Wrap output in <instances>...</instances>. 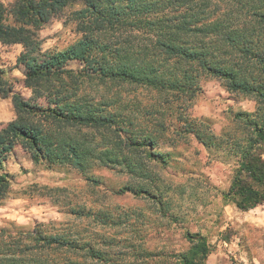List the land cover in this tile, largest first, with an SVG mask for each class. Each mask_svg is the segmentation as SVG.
<instances>
[{
  "label": "trees",
  "instance_id": "trees-1",
  "mask_svg": "<svg viewBox=\"0 0 264 264\" xmlns=\"http://www.w3.org/2000/svg\"><path fill=\"white\" fill-rule=\"evenodd\" d=\"M220 2L231 7L223 9ZM69 5H79L71 15L81 36L64 50L43 51L39 27ZM9 15L13 23L7 22ZM0 43L22 46L16 61L24 69V85L33 97L52 102L44 106L25 98L0 77V96L11 98L16 114L0 129V200L10 189L4 164L15 145L47 168L84 170L98 160L152 180L153 172L133 152L143 147L166 163L165 155L155 152L157 134L168 129L163 106L191 100L205 75L222 80L229 92L252 97L255 110L234 114L242 129L238 136L217 135L206 117H185L174 133H192L208 150L226 140L240 157L223 197L241 210L264 203V0H16L9 8L0 1ZM70 61H79L82 69L67 67ZM79 78L111 87L143 86L154 99L143 105V119L154 129L130 130L134 117L108 111L110 100L79 94ZM96 132L102 134L99 141ZM126 190L155 196L139 184L119 192ZM42 226L0 227V264H60L49 260V251L83 247ZM187 236L192 243L178 253V264H205L209 244L198 233ZM87 249L93 257L92 247Z\"/></svg>",
  "mask_w": 264,
  "mask_h": 264
},
{
  "label": "rangeland",
  "instance_id": "rangeland-1",
  "mask_svg": "<svg viewBox=\"0 0 264 264\" xmlns=\"http://www.w3.org/2000/svg\"><path fill=\"white\" fill-rule=\"evenodd\" d=\"M0 1L9 8L16 0ZM220 5L223 9L231 7L226 2ZM78 7H65L39 27L43 51L64 50L81 36L71 15ZM7 22L13 23L10 15ZM21 51L20 44L0 43L1 80L8 81L25 98L44 106L52 104L44 97H33L24 85V69L16 61ZM67 67L77 72L82 64L70 61ZM77 81L79 94L95 101L110 100L108 111L132 115L130 130L143 133V127L154 129L150 120L143 119V105L154 100L143 86L111 87L86 78ZM198 83L191 100L183 97L161 105L168 129L157 134L155 152H162L166 163L160 156L157 160L149 157L143 147L133 152L153 172L152 180L98 160L90 161L84 170L65 165L47 168L44 163L32 162L28 153L15 145L4 164L11 183L0 200V227L14 231L40 223L51 233L60 232L83 244L76 251H49V260L60 264H178V253L186 252L192 243L187 233H198L209 244L205 264H264V203L241 210L223 197L238 169L240 155L224 139L208 150L192 133H174L185 117H206L217 135L238 136L242 129L234 114L252 112L256 103L250 96L227 91L216 77L202 75ZM15 116L11 98L0 96V129ZM93 135L99 141L102 134ZM109 135L116 139L114 131ZM261 151L264 158V147ZM136 184L155 196L119 192ZM87 246L94 250L93 257Z\"/></svg>",
  "mask_w": 264,
  "mask_h": 264
}]
</instances>
